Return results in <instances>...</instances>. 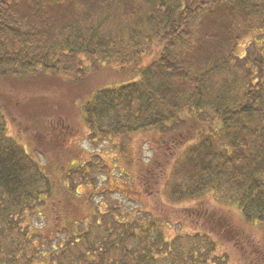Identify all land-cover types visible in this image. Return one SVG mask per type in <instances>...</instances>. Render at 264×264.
I'll use <instances>...</instances> for the list:
<instances>
[{"label":"trees","instance_id":"obj_1","mask_svg":"<svg viewBox=\"0 0 264 264\" xmlns=\"http://www.w3.org/2000/svg\"><path fill=\"white\" fill-rule=\"evenodd\" d=\"M88 67L123 77L81 103L91 140L158 132L170 200L221 195L264 232V0H0L1 79ZM39 161L5 135L0 109V264H228L227 235L249 263L260 255L212 213L207 233L167 240V222L139 211L58 206ZM72 166L62 190L77 196Z\"/></svg>","mask_w":264,"mask_h":264},{"label":"rangeland","instance_id":"obj_2","mask_svg":"<svg viewBox=\"0 0 264 264\" xmlns=\"http://www.w3.org/2000/svg\"><path fill=\"white\" fill-rule=\"evenodd\" d=\"M67 61L73 63L71 57ZM78 67L80 65L74 68ZM86 70L88 72L67 77L38 73L33 79L0 78V109L5 135L29 150L44 165L53 179L52 194L60 201L58 206H79L76 208L82 216H89L88 213L97 207L106 213L108 206H122L125 213L139 211L167 222L162 225L163 237L167 240L177 235H194L195 231L207 233L208 227H202L205 214H216L229 222L241 238H249L254 244L252 250L260 254L251 257L249 263L227 235L229 238L223 237L219 241L217 251L228 256V264H264V232L258 226L250 227L228 198L205 193L190 201L169 199L172 161L168 163V169L166 164L171 153L170 150L164 155L157 153L155 139L158 132H139L107 140L90 139L81 103L94 91L122 82L123 77L117 76L109 67L98 70L88 67ZM73 164L84 168L82 179L77 181L75 178L73 190L77 196L70 186L62 190L63 176L68 175ZM161 172H165L164 175L161 176ZM141 175H151L149 186H141ZM199 245L202 249L206 247L203 240Z\"/></svg>","mask_w":264,"mask_h":264}]
</instances>
